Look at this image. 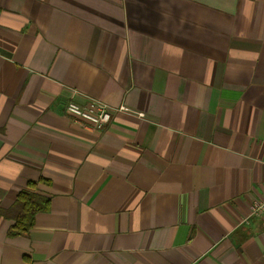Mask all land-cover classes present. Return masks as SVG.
<instances>
[{
	"label": "crops",
	"instance_id": "crops-1",
	"mask_svg": "<svg viewBox=\"0 0 264 264\" xmlns=\"http://www.w3.org/2000/svg\"><path fill=\"white\" fill-rule=\"evenodd\" d=\"M263 158L264 0H0V264H264Z\"/></svg>",
	"mask_w": 264,
	"mask_h": 264
},
{
	"label": "built area",
	"instance_id": "built-area-1",
	"mask_svg": "<svg viewBox=\"0 0 264 264\" xmlns=\"http://www.w3.org/2000/svg\"><path fill=\"white\" fill-rule=\"evenodd\" d=\"M121 108L125 109L124 106ZM65 110L72 118L99 129L108 123L111 115L108 105L100 101H89L87 104L68 101ZM261 162L264 164V158ZM248 215L250 217L264 215V192L261 196L250 199Z\"/></svg>",
	"mask_w": 264,
	"mask_h": 264
},
{
	"label": "trees",
	"instance_id": "trees-1",
	"mask_svg": "<svg viewBox=\"0 0 264 264\" xmlns=\"http://www.w3.org/2000/svg\"><path fill=\"white\" fill-rule=\"evenodd\" d=\"M49 206V198L29 189H23L19 192L14 208L18 210L15 223L10 227V234L25 232L33 224L34 215L46 210Z\"/></svg>",
	"mask_w": 264,
	"mask_h": 264
}]
</instances>
